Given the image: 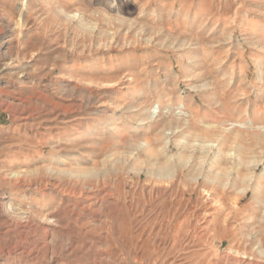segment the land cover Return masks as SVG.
Masks as SVG:
<instances>
[{
  "label": "rangeland",
  "instance_id": "rangeland-1",
  "mask_svg": "<svg viewBox=\"0 0 264 264\" xmlns=\"http://www.w3.org/2000/svg\"><path fill=\"white\" fill-rule=\"evenodd\" d=\"M0 264H264V0H0Z\"/></svg>",
  "mask_w": 264,
  "mask_h": 264
},
{
  "label": "clouds",
  "instance_id": "clouds-1",
  "mask_svg": "<svg viewBox=\"0 0 264 264\" xmlns=\"http://www.w3.org/2000/svg\"><path fill=\"white\" fill-rule=\"evenodd\" d=\"M11 207H12L11 204H9V205H8V208L11 209Z\"/></svg>",
  "mask_w": 264,
  "mask_h": 264
},
{
  "label": "bare ground",
  "instance_id": "bare-ground-1",
  "mask_svg": "<svg viewBox=\"0 0 264 264\" xmlns=\"http://www.w3.org/2000/svg\"><path fill=\"white\" fill-rule=\"evenodd\" d=\"M215 161H216V160H215ZM215 161H214V162H215Z\"/></svg>",
  "mask_w": 264,
  "mask_h": 264
}]
</instances>
